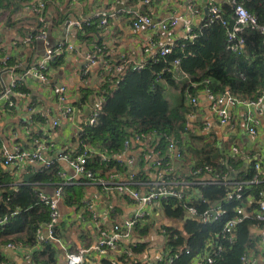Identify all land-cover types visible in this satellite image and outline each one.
<instances>
[{
  "label": "trees",
  "instance_id": "1",
  "mask_svg": "<svg viewBox=\"0 0 264 264\" xmlns=\"http://www.w3.org/2000/svg\"><path fill=\"white\" fill-rule=\"evenodd\" d=\"M11 4L14 5V9L10 11ZM24 4L23 0H0V6L9 14L8 24L16 28L21 37L31 30L37 32L45 26L37 15H29L19 21L12 19L15 12L23 9ZM244 5L264 20V0H245ZM222 7L225 15L231 19V4L227 3ZM62 15L63 12L59 13L57 22L59 25L64 20ZM21 25L23 27H20ZM89 28L95 30L97 25L85 26L79 33ZM194 32L196 33L194 39H180L173 45L171 53L165 55L158 53L138 69H133L130 65L123 74H117L115 79L111 77L102 84L96 94L104 97L99 114L94 124H85L80 138L81 146L88 145L99 153L88 163L94 171L98 172L99 168L105 169L115 165L114 162L103 161L101 153L122 151L125 139L139 133L158 132L161 137L157 143L163 153L168 146L163 134L175 137L180 142L182 156L188 146L184 135L187 133L189 136L191 132L186 118L189 110L185 100L186 91L192 93L197 91L198 87L194 85L196 83H200L198 86L202 87L204 81L208 80V85L214 92L229 89L241 100L257 99L264 92V45L258 32L250 27L241 32L246 40L241 54L231 50L221 22L211 20L209 16L204 18L200 27L194 28ZM36 46L37 40L31 43L25 67L32 63ZM177 59H180V64L176 67L174 62ZM59 61L60 58L56 59L54 64ZM14 62L13 58L10 64ZM180 73L188 75V78L177 79ZM85 90L90 92L89 89ZM86 92L84 101H88L89 94ZM195 154L198 157H195L196 163L192 168L208 165L213 168V172L208 177L205 174L199 177L193 175L186 177L185 180L191 183L185 188L195 195L191 194L190 199L168 197L162 201L164 215L173 223L164 226L166 254L158 264H191L194 257L205 253L207 249L218 252L217 255L214 254L212 264H243V255L252 251L258 252L261 234L255 229H264V222L256 218L255 203L264 190V180L260 178L257 182H250L257 173L256 159L253 158L244 168L245 161L242 158L227 154L212 144H206ZM166 162L164 166L169 164ZM58 170L59 166L56 163L50 168L35 172L28 182L16 185L11 173L0 169V261H5L3 248L8 243L22 241L21 243H26L25 245L35 244L38 229L49 221V206L40 200V188L56 187L58 185L56 183L61 182ZM180 171L181 167L177 165L173 171L165 175L166 180L179 179ZM233 172L235 177L230 181L220 182L221 178L216 179L217 173L228 177ZM182 176H186V172ZM202 176H205L206 183H194L199 178L202 180ZM141 178V173H138L136 180ZM240 182L244 184L242 198L237 199L234 190ZM172 185L178 189L184 187L178 183ZM64 194L68 203L82 206V186L67 184L64 187ZM249 196L255 200L251 204L248 202ZM239 205H245L247 215L234 228L235 237L231 240L225 236L224 228L226 223L236 216ZM188 207H195L199 216L187 218ZM215 208L221 210L216 219L204 222L199 218L206 210ZM14 211L18 212L12 215ZM89 214L92 215L91 211ZM6 216L8 220L1 223ZM59 232L60 227L56 229V237H59ZM44 242L43 249L34 251V262L57 264L56 243L49 238ZM91 242V238L86 240L87 244ZM144 247L145 243L138 242L133 253L142 252ZM124 258L122 260L126 263ZM100 264L119 263L103 257ZM133 264L141 262L136 261Z\"/></svg>",
  "mask_w": 264,
  "mask_h": 264
},
{
  "label": "crops",
  "instance_id": "2",
  "mask_svg": "<svg viewBox=\"0 0 264 264\" xmlns=\"http://www.w3.org/2000/svg\"><path fill=\"white\" fill-rule=\"evenodd\" d=\"M212 2L224 6V4L230 3V0H48L45 15L48 20V45L55 46L62 37H67V42L75 44L76 47L74 51H66L60 57V61L54 64V69L51 72L52 81L56 83L62 80L67 84L70 90L69 101L75 105L77 110L72 118H65L55 103V96L50 88L51 85L43 86L40 81L30 78L25 80V85L32 91L33 96L38 101V108L35 110L34 129L26 130L23 120V111L26 109L29 100L16 96V107L11 111L3 109L0 105V132L3 134L6 143L19 141L25 149L29 150L36 147V138L44 140L47 144L45 154L58 164L59 169L66 173V177H72L70 179L71 183L82 186V206L68 203L65 194L59 201L60 232L59 237L56 240L53 239L58 248L57 264H67L68 252L80 251L92 246L97 241L98 227L92 215L89 214L90 209L97 213L100 222L106 226L112 225L114 221H121L132 216L135 210L127 194L114 189L105 191L100 185L89 182L84 177L77 175L72 167L58 157L61 152H67L72 155L78 154L80 132L84 129L88 119V101L93 100L96 102L95 99L98 96L96 94L100 91L102 84L106 80H110L111 77L115 79L117 76L115 70L107 71L98 65L94 68L87 82L82 83L80 71L86 56L97 47L105 45L107 47L105 58L112 62L113 65L121 61L130 65L148 61L151 55L145 52V45L152 41L155 43L154 51H156L159 46L175 44L180 39H183L186 35L185 24L200 27L206 17L204 3L209 5ZM191 4H194L196 8H200L201 11L199 13L191 11ZM9 9L10 11L13 10L14 5L11 4ZM113 11L116 12V15L109 18L106 25L97 26L95 30H90L89 28L85 32L79 33L75 29L67 31L63 25L67 17H89L97 12L111 13ZM2 12L5 11L0 6V18L4 17L3 20H0L1 28L4 26L3 21L5 22L8 15V12H5V14H2ZM61 12L64 13L62 15L64 20L59 25L57 22ZM138 13L151 15L155 23L168 19L172 15H183L184 20L168 30L161 29L160 26L134 29L131 25V19ZM29 15L31 14L25 13L21 9L15 12L14 21H19ZM20 27H23V25ZM18 32L16 28L7 23L6 19L4 36L2 41H0V58L5 52L16 50L12 41L21 37ZM48 45L42 41H37L34 53L35 60L43 56ZM30 48L31 45L27 46L26 50L29 52ZM107 72L110 75L105 78L104 75ZM85 89H89L88 91L90 92H86ZM85 92L89 94L88 101H84ZM192 97L198 99L196 105H192L190 101ZM185 100L189 109L186 118L191 131L188 138L193 141L192 143L197 142L194 144L197 146L203 145V147L205 146L204 143L212 144L227 154L237 155L244 161L248 160V163L253 158L258 159L261 161L263 168L260 178L264 180V116L260 117L258 115V118H260L258 134L253 136L244 127L246 108L243 106L238 105L230 109L236 124V130H233L229 125L219 123L216 109L200 89L194 93L186 91ZM47 110L51 111L54 118L60 120L61 124L58 127H54L51 121H46L42 118L41 112L44 113L43 111ZM206 123H210L211 127L207 128ZM186 144L190 146L187 141ZM142 145H131L126 158L133 156L136 157V161L128 168H125L124 175L118 180H126L128 178L127 172L136 169L137 174L141 173L142 175V178L138 179V183L146 188L145 186L150 185L149 187H152L153 184H156L161 174L155 168H152L149 159L142 158L140 160V154L147 151ZM185 154L186 152L183 155ZM183 155L178 157L174 155L173 157L174 167L177 165L181 167L180 175L187 173L193 166H185ZM195 157H198V155ZM117 168V165L105 169L99 168L98 173L105 178H109L110 172L117 171ZM0 169L10 172L11 177L16 180V185L26 182L24 177L27 173L34 174V171L26 163H15L6 166L0 160ZM43 189L48 193H52L54 187L47 186ZM193 196L195 195L193 194ZM254 201L252 196L248 197L249 204ZM172 223L173 221L164 215L160 205H155L152 209L151 217L142 221L133 230V239L145 243L144 250L131 256H125L119 248L115 251L110 250L104 258L116 261L119 264H133L136 261L145 264L147 261L162 259L166 254L164 226ZM144 231L146 232L143 235ZM255 231L260 233L261 230L256 228ZM262 231L264 230L262 229ZM47 238L49 237L44 226L41 233L38 234L35 244L25 245L26 243L23 244L21 243L22 241H19L14 242L15 246L13 247L5 246L3 248L5 261L9 264H37L33 260V253L44 248V241ZM89 238L92 239V242L87 244L86 240ZM122 244L127 246L129 241L126 240ZM30 254H32L31 258L29 257ZM90 254V257L93 256V253ZM203 254L194 257L191 264H202ZM254 254L258 258L257 264H264V253L262 252L261 243L258 246V252L254 251ZM94 256L97 263L100 264L103 257L100 255ZM124 257L126 258V263L122 260Z\"/></svg>",
  "mask_w": 264,
  "mask_h": 264
},
{
  "label": "built area",
  "instance_id": "3",
  "mask_svg": "<svg viewBox=\"0 0 264 264\" xmlns=\"http://www.w3.org/2000/svg\"><path fill=\"white\" fill-rule=\"evenodd\" d=\"M25 2L23 10L25 13L31 15L39 16V19L44 23L42 27L37 32L34 30L29 31L24 37H20L17 40L12 41L15 51L5 52L4 55L0 58V82L2 88L0 89V105L3 109L11 111L16 107L15 97L19 96L25 98L28 101L26 109L23 111L24 114V124L25 129L30 131L34 129L35 122V110L38 108V101L33 96L32 91H30L26 85L25 80L27 79H36L42 83L43 86L51 85V92L55 96V103L57 107L62 111L65 118H72L76 112L75 105L71 104L69 101L70 90L67 84L62 80L53 83L52 81V71L54 69V61L62 57L66 51H74L75 44L68 43L67 37H62L60 41L55 46L49 44V33H48V20L46 19V8L48 0H23ZM245 0H230L232 15L230 17L225 15L223 7L217 3H209L208 5V15L211 20H217L221 22L222 26L226 31L227 41L230 44V48L233 52L241 54L245 48L246 40L241 35V32L245 28L250 27L259 33L262 38V43L264 45V20L249 11L244 5ZM190 10L195 13L201 11L200 8H196L194 4L190 5ZM116 12H97L89 17H67L64 20L63 25L69 31L70 29H75V31H81L85 26L89 27L92 25L104 26L108 23V19L115 16ZM184 20L183 15H172L170 18L162 20L158 23L154 22V19L151 15L146 13H138L131 19V25L134 29L142 28H153L160 26L161 29L168 30L172 27L177 26L180 22ZM193 26L185 24L186 35L183 39L192 40L196 37ZM42 41L48 46L43 54V56L37 60H32V63L25 67L27 63V58L29 52L26 50V47L31 45L33 41ZM174 44H164L159 46L156 51H154L155 43L150 41L145 45V52L149 53L151 57H155L156 54L165 55L172 52ZM106 46L97 47L95 50L91 51L87 56L86 60L82 65L80 71V77L82 83H86L90 75L92 74L95 67L98 65L102 69L110 71L114 70L117 74H123L130 64H126L124 61L112 64L109 60L105 58L106 56ZM15 59L13 64H10L12 59ZM147 61L141 63H135L132 66L133 69H138L143 67ZM174 64L176 67L180 64V59H177ZM22 69V71H20ZM110 73H105L104 77L109 76ZM188 75L179 74L177 79L184 80L187 79ZM209 81H204V86L200 83L195 85L198 89L201 90L207 97V99L212 103L216 112L218 114V120L220 124L229 125L233 130H236V124L231 115L230 109L235 106H243L246 108L244 113V127L246 131L253 136L258 134V126L260 124V117L264 116V92L254 100H241L236 95H234L229 89H225L223 92L216 93L209 87ZM22 87H25L23 89ZM96 102L93 100L88 101L90 112L88 113V119L86 125L94 124L96 118L99 114V108L101 103L104 100L103 95L96 96ZM192 105L198 103L196 97L190 99ZM41 112V116L46 121H51L54 127H58L61 123L59 119L53 117L50 110ZM206 127L210 128V123H206ZM84 130V129H83ZM83 130L80 132V138L83 134ZM155 136V138H153ZM164 138L168 141V146L165 153L159 148L157 140L161 137L158 132L154 131L152 133H139L129 136L124 141V147L122 151L114 152H104L101 153V158L103 161L111 163L114 162L118 166V170L110 172L109 178L103 177L98 172L94 171L88 166L89 161L94 158L98 153L97 150L88 146L80 145L78 154L72 155L67 152H61L58 157L65 161L70 167H72L76 174L84 177L89 182H94L105 191L110 189L117 190L121 193L127 194L134 205V213L132 216L127 217L121 221H114L112 225L106 226L102 224L99 220L97 213L90 209L92 213V218L98 227V238L95 244L87 248L81 249L77 252H68L67 253V264H99L95 260V256L100 255L104 257L108 255L110 250L115 251L121 249L122 253L126 256L133 255V249L136 247L137 241L133 239V230L136 228L142 221L148 220L152 215V209L155 205H160L164 199L168 197H177L179 200L184 198L190 199L191 194L194 192H188L185 186H190V181L185 180L189 175L199 177L205 174L207 177L213 168L205 165L204 167H198L196 169H190L186 176L179 175L180 178L174 181L166 180L165 175L174 170L173 157L180 156V142L173 136L163 134ZM36 147L32 150L25 149L21 142L15 141L6 143L4 141V136L0 132V160L1 162L8 166L12 164L26 163L30 166L32 171L37 172L42 169L50 168L56 164V162L50 159L45 151L47 149V144L44 140L40 138L35 139ZM132 144H143L142 146L147 149L142 154H140V160L149 159L152 168L158 171L161 174L160 179L157 180L156 184H153L152 187L145 186L142 187L140 183L136 180L137 172L136 169L130 170L127 172L128 178L126 180H118L122 175H124L125 168L131 166L136 161V157L130 156L126 158V154L130 150ZM237 151V149H235ZM124 155V157H123ZM167 160V162H166ZM164 162L169 163L167 166H164ZM257 173L254 175L253 180L250 182H257L260 179L262 172L261 161L256 159L255 164ZM58 176L61 179L60 183L54 187L52 193L45 191H40V200L43 203H46L49 206V221L44 224L47 229V234L49 239L56 240L55 236L56 229L60 227V209L59 201L63 198L64 187L67 184H70V179L72 177H66V173L62 170H58ZM229 177V176H228ZM226 175L216 174V179L221 178L222 180L230 181ZM215 180V179H214ZM207 180L205 176H202L198 181L194 183L203 184ZM182 184L184 187L178 189L175 188L172 184ZM193 183V182H192ZM244 184L240 182L236 189V198H242V190ZM149 187V188H148ZM256 218L264 222V190L260 193L259 197L256 199ZM236 216L230 219L224 228V234L227 238L231 240L234 239V228L236 225L243 220L247 215L245 205H239L236 209ZM18 211H14L12 215L16 214ZM221 210L215 208L214 210H206L199 218L208 222L216 219L220 215ZM188 216L198 217V211L195 207H188ZM8 220V216L2 219L1 223H4ZM43 225L38 229L37 234L41 233ZM261 239L260 243L262 244V252L264 253V231L260 229ZM264 230V229H263ZM165 231V229H164ZM38 237V236H37ZM129 241V244L123 245L122 242ZM14 242L8 243L7 246L13 247ZM221 251V247H219ZM90 253H93V256ZM214 254L218 252L214 249H207L204 256L202 257V264H212L214 261ZM32 257V254L29 255ZM159 260L147 261L145 264H158ZM172 261V258H170ZM243 264H257L258 258L254 254V251L249 252L247 255L242 256ZM0 264H9L7 261H0Z\"/></svg>",
  "mask_w": 264,
  "mask_h": 264
},
{
  "label": "rangeland",
  "instance_id": "4",
  "mask_svg": "<svg viewBox=\"0 0 264 264\" xmlns=\"http://www.w3.org/2000/svg\"><path fill=\"white\" fill-rule=\"evenodd\" d=\"M2 14H5V12H2ZM2 17L0 18V20L4 19V17L3 18ZM8 17H9V14L6 16L7 20H8ZM6 19H5V22L3 21L4 26H5V23H6ZM12 19L14 20V17ZM4 26L2 28L0 27V41H2V38L4 36ZM184 138L186 139V141L190 145V146H187L186 154L184 156V163H185V166H188V165L192 166V165H194L196 163V160H195L196 154L195 153L198 151V149H201L203 147V145L197 146V145H195L197 142H194L195 144L192 143L193 141H191V139L188 138L187 133L184 135ZM204 144L206 146L207 143H204Z\"/></svg>",
  "mask_w": 264,
  "mask_h": 264
},
{
  "label": "water",
  "instance_id": "5",
  "mask_svg": "<svg viewBox=\"0 0 264 264\" xmlns=\"http://www.w3.org/2000/svg\"><path fill=\"white\" fill-rule=\"evenodd\" d=\"M204 10L206 12V15H208V5L206 3H204ZM87 112L89 113L90 110H88ZM247 163H248V160H245L244 168L246 167ZM31 176H32V174L27 173L25 175V177H24L25 181L28 182ZM234 177H235V172L231 173L228 178H229V180H231ZM40 191H42V192L45 191L46 192V190L43 189V188H40ZM189 217L190 216H187V218H189Z\"/></svg>",
  "mask_w": 264,
  "mask_h": 264
}]
</instances>
